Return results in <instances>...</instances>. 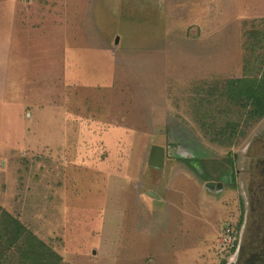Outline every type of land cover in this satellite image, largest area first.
Segmentation results:
<instances>
[{"label":"rangeland","instance_id":"374dc122","mask_svg":"<svg viewBox=\"0 0 264 264\" xmlns=\"http://www.w3.org/2000/svg\"><path fill=\"white\" fill-rule=\"evenodd\" d=\"M12 1L0 0V214L58 264H219L231 164L259 151L264 116L220 144L196 105L264 74V0ZM10 247L0 264H22Z\"/></svg>","mask_w":264,"mask_h":264},{"label":"trees","instance_id":"16d2710c","mask_svg":"<svg viewBox=\"0 0 264 264\" xmlns=\"http://www.w3.org/2000/svg\"><path fill=\"white\" fill-rule=\"evenodd\" d=\"M251 72L249 70L241 78L227 80L218 90L204 91L207 95L200 100L202 104L196 101V110L200 109L201 112H197L213 142L231 144L237 135L238 125L264 116V74L259 76L257 72ZM0 231V259L5 260L7 253L13 255V251L8 252L12 246L22 255V264H58L59 258H52L53 253L32 239L30 233L24 235L22 224L7 213L0 214ZM25 236L29 240L22 239Z\"/></svg>","mask_w":264,"mask_h":264},{"label":"flooded vegetation","instance_id":"af4514ba","mask_svg":"<svg viewBox=\"0 0 264 264\" xmlns=\"http://www.w3.org/2000/svg\"><path fill=\"white\" fill-rule=\"evenodd\" d=\"M260 133L259 138L263 140L264 132ZM259 143V151L252 152L251 157L239 161L237 158L241 167L236 169L234 163L231 164L233 174L228 177L227 188L237 190L236 200L231 197L236 202V213L232 229L227 230L232 241L227 245L226 257L219 264H264V143ZM249 148L250 144L245 152ZM212 183L210 189L219 185L215 191L223 190V182ZM230 208L231 204L226 202L225 209Z\"/></svg>","mask_w":264,"mask_h":264},{"label":"crops","instance_id":"0c3cea01","mask_svg":"<svg viewBox=\"0 0 264 264\" xmlns=\"http://www.w3.org/2000/svg\"><path fill=\"white\" fill-rule=\"evenodd\" d=\"M13 1H14V2H17L18 4H20V2H21L20 0H19V1H18V0H16V1H15V0H13ZM13 1H12V3L14 4V2H13ZM17 3H16V4H17ZM22 4H23V5H25L24 3H22ZM20 7H21V6H20ZM21 9H22V8H21ZM177 223L181 224V222H180L179 220H177Z\"/></svg>","mask_w":264,"mask_h":264},{"label":"water","instance_id":"95a60500","mask_svg":"<svg viewBox=\"0 0 264 264\" xmlns=\"http://www.w3.org/2000/svg\"><path fill=\"white\" fill-rule=\"evenodd\" d=\"M207 186H213V183H212V182H211V183H208ZM218 186H219V185H218Z\"/></svg>","mask_w":264,"mask_h":264}]
</instances>
